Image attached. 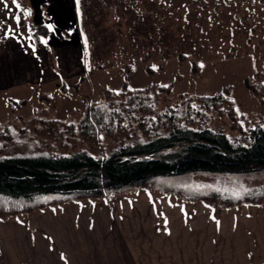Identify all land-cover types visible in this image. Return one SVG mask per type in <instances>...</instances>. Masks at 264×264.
I'll return each mask as SVG.
<instances>
[{"label": "trees", "instance_id": "obj_1", "mask_svg": "<svg viewBox=\"0 0 264 264\" xmlns=\"http://www.w3.org/2000/svg\"><path fill=\"white\" fill-rule=\"evenodd\" d=\"M89 15L88 9L83 19ZM29 29L38 46L45 26ZM177 58L181 63L185 56L178 53ZM190 64L191 75L199 76L200 67ZM127 71L121 88L103 89L77 121L36 114L26 119L31 129L17 120L0 126V218L112 197L132 185L219 207L264 202V186L232 195L167 183L191 171L264 170L263 114L238 113L229 84L211 94L171 95L176 79L134 88ZM243 85L264 104V73L244 76ZM104 141L111 143L106 150Z\"/></svg>", "mask_w": 264, "mask_h": 264}, {"label": "rangeland", "instance_id": "obj_2", "mask_svg": "<svg viewBox=\"0 0 264 264\" xmlns=\"http://www.w3.org/2000/svg\"><path fill=\"white\" fill-rule=\"evenodd\" d=\"M84 2L85 12L89 9L91 13L88 19H83L85 37L89 39L84 49L86 70L73 65L69 68L59 67L57 76L47 80L39 79L32 69L25 76L12 73L14 78L11 82L0 83V126L17 120L20 126L31 129L33 124L30 122L26 125V119L36 114L65 122L77 121L88 103L98 98L103 89L121 88L126 67L128 84L134 88L176 79L171 87V95L179 92L211 94L229 84L230 96L238 113L253 111L264 115V104L259 96L243 85L244 76L264 73V0ZM19 8L21 14L24 13L21 24L24 26L30 20L25 15L27 12L23 4ZM87 25L89 27H85ZM30 26L28 30L31 34ZM178 53L185 56L181 63L178 62ZM144 56L145 60L142 59ZM201 59L205 62L200 64ZM192 61L200 67L197 77L190 73ZM11 63L19 66L16 62ZM54 68L57 70V66ZM110 145V142L104 141L102 148L106 150ZM167 183L170 186L187 185L193 187L191 190L195 192L222 189L234 195L264 186V170L239 173L191 171L170 177ZM120 194L140 197L161 195L133 185ZM164 196L169 200H178L170 194ZM51 207L56 206L45 208ZM43 209L14 216L18 219L32 217ZM243 251L238 249L236 253H229L231 258L218 259L219 264H264V257H232L245 254ZM188 263H191V259H188Z\"/></svg>", "mask_w": 264, "mask_h": 264}, {"label": "crops", "instance_id": "obj_3", "mask_svg": "<svg viewBox=\"0 0 264 264\" xmlns=\"http://www.w3.org/2000/svg\"><path fill=\"white\" fill-rule=\"evenodd\" d=\"M22 2L30 12L24 26L17 25L13 0H0V83L11 82L12 73L25 76L29 69L43 80L57 76L59 67L85 71V4ZM29 24L46 28L38 46ZM179 201L117 194L45 208L27 218L2 217L0 264H189L188 259L190 264H219L218 259L231 258L229 253L238 249L245 254L232 257H264V202L219 207Z\"/></svg>", "mask_w": 264, "mask_h": 264}, {"label": "snow or ice", "instance_id": "obj_4", "mask_svg": "<svg viewBox=\"0 0 264 264\" xmlns=\"http://www.w3.org/2000/svg\"><path fill=\"white\" fill-rule=\"evenodd\" d=\"M13 3L16 4L17 8L20 7V5L18 3H16V0H13ZM77 4H79V0H77ZM5 7H7V5H5ZM25 15H30V12L25 13ZM15 19H16L17 25H19L21 17L20 16H16ZM48 27H49V30H53L52 25H49ZM43 42L45 44L47 43V41H43ZM217 223H219V222L217 221Z\"/></svg>", "mask_w": 264, "mask_h": 264}]
</instances>
